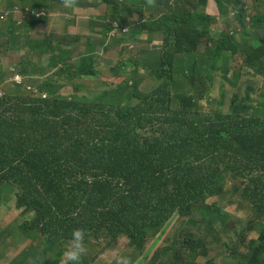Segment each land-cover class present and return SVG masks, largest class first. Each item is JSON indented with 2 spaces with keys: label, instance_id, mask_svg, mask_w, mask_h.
<instances>
[{
  "label": "trees",
  "instance_id": "trees-1",
  "mask_svg": "<svg viewBox=\"0 0 264 264\" xmlns=\"http://www.w3.org/2000/svg\"><path fill=\"white\" fill-rule=\"evenodd\" d=\"M174 1L170 27L151 30L144 24L145 7H167L169 0H139V6L129 5L126 13L122 7L127 0H104L112 21L128 29L131 42L149 45L154 50L149 53L158 54L154 74L160 84L151 94L138 96L120 90L111 95L102 85L94 92L96 96L84 98L76 94L82 86L76 84L69 97L64 96L61 88L75 78L95 76L90 68L93 63L89 65L87 57L71 61V42H66L68 49L64 50L58 40L36 39L31 42L32 50L38 55L52 52L49 63L60 68L33 84L31 93L15 85L0 99V183L16 186L14 214L32 215L22 231L36 234L44 251L57 237L61 247L69 246L72 231L80 229L85 249H111L126 237L131 249L125 257L129 264H178L179 259L168 258L172 251L198 244L215 231L217 223L226 234L222 255L232 256L233 264H264V190H252L257 166L263 162L264 120L234 109L211 125L195 117L198 104L193 117L186 106L179 105L181 117L161 126L155 119L158 102L167 99L175 103L167 81L184 85L203 98L205 91L199 80L213 62L211 54H204L201 72H196L200 52L195 38L199 31L192 25L200 19L191 18L189 8L199 4ZM215 1L220 15L240 12L244 7L241 0ZM25 2L22 0L23 5ZM5 4L12 7L15 1L6 0ZM205 13L206 28L214 16ZM6 36L8 28L1 27L0 40ZM114 42L122 40L115 38ZM251 49L255 55L244 58V64L261 72L264 36L260 46ZM2 52L0 46V55ZM39 57L43 64L38 75L43 76L47 59ZM174 66H180L181 71L187 68L188 73L177 75ZM1 77L0 72V82ZM133 97L138 99L132 107L137 117L114 114L115 101L129 106ZM187 116L194 123L189 131L185 129ZM80 120L87 123L89 138L74 147L70 138L78 145L84 140L80 130H71L73 122ZM176 127L174 134L166 136ZM241 201L254 218L247 228L239 220L227 226L222 204ZM172 223L179 224L178 234L167 241L170 247L160 258L148 245L162 226ZM254 230L263 242L259 246L246 235ZM235 241L242 245L241 253ZM81 264H87L82 257Z\"/></svg>",
  "mask_w": 264,
  "mask_h": 264
},
{
  "label": "clouds",
  "instance_id": "clouds-1",
  "mask_svg": "<svg viewBox=\"0 0 264 264\" xmlns=\"http://www.w3.org/2000/svg\"><path fill=\"white\" fill-rule=\"evenodd\" d=\"M14 1L15 4L18 3L19 5H22L20 12L18 11V6H16L15 9L12 8L15 4L12 7H9L4 3L3 7H0V28H8V36L0 40V46H2L3 49V52L0 55L1 79L4 77L0 82V99L5 96L6 91L9 90L10 87L15 85L21 86L24 91L31 93L32 87L35 86L33 85L35 84L33 81H35L37 77L41 78V75H38L41 64L34 65L33 70L31 71L25 62L19 66V61L11 56L7 55L6 62L4 63L3 61L9 50L10 43L15 37L20 35V32H23L24 37L29 39V35L33 33L32 25L38 27L40 33L47 34L54 33L58 26L66 27V31H68V29L85 27L84 32L76 34L75 36L69 34L62 40L56 38V40L62 42V48L63 45L66 46L65 49L63 48L64 50L68 49L66 42H71L70 49L71 46L81 47L80 52L75 57L72 56L71 51V61H77L81 57L91 55L89 53L91 47L89 43L90 40L95 42L101 51L107 49L106 42L110 41V39L114 50L118 49L126 42L133 44L128 29L122 27L119 22L112 21L110 9L105 5L104 0L99 1H101L106 8V13L100 16H92L93 8H91V5L94 3V0H27L29 3L26 8L22 4V0ZM131 1L132 2L129 4L124 5L126 10L129 5H132V8L139 6V0ZM241 1L244 5L242 11H230V13L226 15L211 17V19H217V22L213 27H210L208 22L206 28L204 24L201 28H195L196 31H199L195 38V40H198L196 49L200 52L199 55H197V62L200 63V71L197 72L198 74H200L202 69L201 59L203 55L211 54L213 56V62L209 65L203 79L198 80L203 84V91H205L203 98L210 100V88L213 86L214 82H217L219 104L223 107L224 100H228L227 108H223V111H221L222 117L220 119H224L225 115L232 113L234 109H237L240 113L249 117L246 111L251 106V102H256L258 106H255V117L256 119L263 121L264 94L257 95V92L259 94V84H257V82L261 77H263L264 82V69L261 72H258L255 69L246 66L243 60L248 56L255 55L254 50L251 48H258L260 46V38L264 36V0ZM117 2H121V0H117ZM124 6L122 9H124ZM149 8L152 7L146 6L145 11ZM96 34H99V36ZM126 34L128 35L126 36ZM78 38L81 40L78 41ZM115 38H119L122 42L116 44L114 42ZM133 45H135V49H141L146 55L148 62L143 72L151 77V86L145 90V93L139 94L134 77L115 78L111 76L109 79L111 86H106L107 90L111 92V95H118L119 91L123 90V94L129 92L130 94L135 93L138 96H146L154 92L160 84V81L154 74L156 64L158 63V54L156 52L150 54L149 52L154 50L149 45H141L139 43ZM47 53L49 52L38 56L45 57V54ZM47 63H49L48 60L45 63V66ZM109 70L114 71V68H110ZM135 73L136 71H133L132 75ZM128 79L134 80V83L127 84ZM94 86H96V84ZM98 86V89L101 90L100 87L102 86ZM95 93H97V91H95ZM171 95L174 97L175 103H170L169 100L165 99L158 102L156 108H154L155 119L159 122L160 126L169 124L177 116L181 117L178 109L180 104L177 102L176 97L172 92ZM115 102L117 103V108L114 111L115 115L123 116L125 114H130L133 117H137L132 110V107L138 103L136 97L131 99L129 106H125L122 102ZM261 104H263V106H261ZM146 120L148 121V119ZM176 129L177 127L173 132L168 133L166 136L174 134ZM71 130H80L84 136V140L79 145L75 139L70 138V144L72 146L77 147L86 143L89 138V129L85 121L80 120L73 122ZM72 142H74V144ZM262 155L263 162L257 166V181L252 190H264V140L262 143ZM8 183L13 184L11 182ZM0 184L9 188V186L4 185V182H1ZM17 193L15 186V194ZM14 197L15 201L8 206L10 213L8 215L4 214L6 221L3 224L2 230H0V255L2 257L0 264H18L22 261L28 262L29 257L33 254L39 255L36 262L38 260H44L45 264H57L58 259L61 256L64 259L62 264H81V257L87 261V264L91 263L89 256L84 253V232L80 229H74L72 231L70 244L63 251L60 237L51 240L48 249L44 251V246L36 234L23 233V225H20V223L24 219H26V222L30 221L32 215H15L14 210L17 197L16 195ZM240 203L245 205L251 215L247 220L248 227V221L254 218L255 215L246 203L243 201ZM221 213L225 216L223 210H221ZM225 217L228 218L227 226L230 225L231 221L237 220L242 224V220L240 218L233 219L232 214H228ZM178 231L179 225L177 226V233L168 237L165 240L164 247L158 249L157 253L160 258L163 256L164 249L166 250L170 247L167 241L174 238L178 234ZM252 232L257 231L254 230L247 232L246 235L249 239L253 238L256 240V237L249 236ZM257 234L260 238V233L257 232ZM5 236L9 237L7 238ZM160 237L154 241V244L159 242ZM121 239H126L128 241L127 247L131 250L129 247V240L126 237H121L111 249L102 250L96 246L89 247H96L99 252L102 253L113 250ZM225 241L226 234L221 231L220 226L216 223V229L211 235L202 238L199 243L194 246L177 248L172 251V255L168 258L179 259L178 264H215L216 258L220 257L223 259L220 264H225V262L229 260H232L230 264H233L232 256H229L228 253L225 255H222L221 253L222 251L226 252L224 248ZM4 243H6V245H4ZM235 247L237 248L238 253H241L243 250L242 245L237 241H235ZM212 248H215L218 252L217 256L214 258L211 257ZM244 252L247 251L245 250ZM164 258L166 257H163V259ZM36 262H33L32 264H36ZM117 264H129V262L127 258H121L117 260Z\"/></svg>",
  "mask_w": 264,
  "mask_h": 264
},
{
  "label": "rangeland",
  "instance_id": "rangeland-1",
  "mask_svg": "<svg viewBox=\"0 0 264 264\" xmlns=\"http://www.w3.org/2000/svg\"><path fill=\"white\" fill-rule=\"evenodd\" d=\"M157 2H160L161 0H155ZM29 1L25 2L24 7H27V4ZM90 4V3H89ZM85 6L84 4H82ZM18 6V11L20 12L22 9V5H19L16 3L12 8L15 9V7ZM92 10V16H100L106 13V8L103 6V3L99 0H94V3L91 5ZM124 13H126V7L124 6L123 9ZM144 24L147 29L151 30H165L170 27V21H171V12L167 8H149L146 9L144 13ZM217 22V19H210L209 25L210 27H213L214 24ZM196 28H201V26L204 24V20H200L199 23H195ZM33 33H38L40 40H46L49 41H57V39L62 40L67 35L75 36L76 34H80L84 32L85 27H79L77 29H68L66 31V27L64 26H58L56 27V31L52 34L47 33H40L38 27L35 25H32ZM128 34H126L127 36ZM91 47L89 50V53L91 55L87 56V62L93 63L92 67H90L95 72V76L90 78L87 76H83L81 78H75L72 82L69 83V85L64 86L61 88L60 92L63 93L64 96H68L72 93V88L74 85H82L79 90H77V95L79 97H88L91 95H95L94 92L99 90V86L106 85L111 86V83L109 79L111 76L115 78H131L134 77L135 83L137 84L138 93L142 94L145 93V90L151 86V77L148 76L143 71L146 68L147 65V58L146 55L143 53L141 49H135V45L131 43H125L124 45H121L118 49L114 50L110 41L106 42L107 49L106 50H100L99 47L96 45L95 42L89 41ZM137 46V45H136ZM63 48L65 49L66 46L63 45ZM81 50V47H74L71 46L72 56H76ZM53 56L52 52H49L45 54V57L43 60H51V57ZM50 59V60H49ZM4 61V59H3ZM49 64V65H48ZM234 64V63H233ZM60 68V66L54 65L53 63H47L45 66L46 72L43 73V76L41 75V78L45 77L47 74L50 75L54 70H57V68ZM191 67V65H188V69ZM110 68H114V71H110ZM175 74L177 75H185L188 73V69L186 68L184 71H181L182 68L180 66H174L173 67ZM136 71L134 75H132V72ZM200 71V63L197 62L196 65V72ZM40 78L37 77L33 83H36ZM134 83V80L128 79L127 84ZM96 84V86H94ZM258 91L257 95L264 94V82L263 77H261L258 82ZM167 86L170 88L171 92L175 95L177 102L180 105L186 106L189 110V117H193L196 109V104H198L200 110H198V113L195 115L197 118H201V121L203 123H211V125L216 124L221 116V111H223V108H227L228 100H224L223 107L221 104H219L218 95H217V82H214L213 86L210 88V100H206L205 98H199L197 96V93L194 91H189L186 86L181 85L179 83H175L172 81H167ZM96 96V95H95ZM255 106H258L256 102H251V106L246 111L247 115L249 117L252 116V114H255ZM255 117V115H254ZM192 122L189 121L187 116V121L185 128L186 130L189 129V125ZM194 123H192L193 125ZM74 144V142H72ZM15 189L11 186L9 188L3 186V184H0V213L8 215L10 213V210L8 206L15 201ZM224 211L225 216L231 215L233 219L240 218L242 220V224L244 227H247V220L251 217L248 209L245 207V205L241 204L240 202L236 204H230L227 202H224L222 204V209ZM2 216H0L1 218ZM26 223V219L22 220L20 225ZM178 223H172L169 226H162L160 231L156 234V236L153 238V240L149 243L148 249H152V252L158 251V249H162L165 245V240L168 237H171L177 233V226ZM161 235V237H160ZM250 237H256L257 246L262 244V240L259 238V235L257 232H252L249 234ZM160 237V240L158 243L154 244V241ZM225 239V236H224ZM128 241L126 239H121L115 248L110 251H105L100 253L99 250L96 247H89L88 249H85V254H87L90 258V264H117V260L121 258H125L128 253H131V250L128 249ZM68 246H64L62 251ZM217 250L215 248H212L211 257L214 258L217 256ZM162 255V252H161ZM39 258L38 254H33L31 257H29L28 262L22 261L18 264H32L33 262H36V260ZM222 258H216L215 264H220ZM64 261L63 257L61 256L58 259L57 264H62ZM232 260H229L225 262V264H230ZM36 264H45L44 260H38ZM138 264V262H137ZM150 264V263H149Z\"/></svg>",
  "mask_w": 264,
  "mask_h": 264
},
{
  "label": "crops",
  "instance_id": "crops-1",
  "mask_svg": "<svg viewBox=\"0 0 264 264\" xmlns=\"http://www.w3.org/2000/svg\"><path fill=\"white\" fill-rule=\"evenodd\" d=\"M191 2H194L195 4H199L198 8H194L193 6H190L191 11V18L198 17L200 20H205V16L207 13L210 15H213L214 17L220 16V13L218 11V5L215 0H189ZM229 1V0H226ZM6 2V0H0V7H3V4ZM131 0H127V4H129ZM167 9L170 10L171 15H173V11L175 9V1L169 0V5L167 6ZM194 28H196V24L192 25ZM39 34L38 33H31L29 35V39L24 37V33L20 32V35L15 37L12 42L10 43L9 50L4 58V63L6 62V57L11 56L15 60L19 61V66L22 65V63H26L29 66V69L32 71L34 65H40L41 61L36 51L32 50L31 42L38 39ZM29 50V53H28ZM0 230H2L3 224L6 221V217L4 214L0 213Z\"/></svg>",
  "mask_w": 264,
  "mask_h": 264
}]
</instances>
